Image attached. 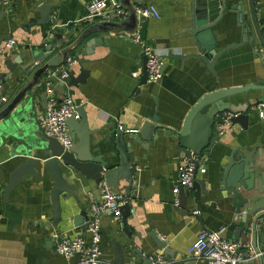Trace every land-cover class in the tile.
<instances>
[{"label":"crops","instance_id":"0c3cea01","mask_svg":"<svg viewBox=\"0 0 264 264\" xmlns=\"http://www.w3.org/2000/svg\"><path fill=\"white\" fill-rule=\"evenodd\" d=\"M90 1L8 0L0 6V11L6 13L0 22V37H13L18 41L15 50L0 56V75L8 72L6 61L20 54H28V49L38 47L45 39L53 40V31H62L70 22L82 24L85 28L101 20L86 19V6ZM193 1L129 0L135 10L142 4H152L159 12L158 18H145L137 14L135 28L140 32L141 40L149 43L163 57L162 77L156 83H142L140 80L142 69L138 64L142 50L133 42L132 34L135 30L95 33L92 36L103 37L102 44L93 46L87 55L75 56L78 49L69 53V56L76 59L70 75L79 76L82 70L88 74L85 81L76 86L65 82L63 95H69L75 101H85L88 128L94 130L90 135V150L94 155L104 154L108 158L109 153L114 152L112 163L118 164L119 156L112 138L118 127L128 134L131 132L129 130L137 131L143 120L156 115L161 126L180 130L188 111L203 94L256 83L258 78L264 77V46L256 34L248 6L245 22L251 27L248 34L253 40L224 53L214 66V74L200 59L182 60L173 57L192 51L190 35L186 29L190 23ZM254 1L256 20L264 40V0ZM43 2L52 4L48 23H41V15L36 11ZM226 16L214 26L219 48L239 41L235 15L230 14L229 18ZM232 27L234 33H231ZM58 50L43 61H35L32 71ZM36 52H40V49ZM133 72L137 73L135 77L132 76ZM45 74H42L40 80L45 78ZM0 82L3 85L7 83L3 79ZM46 92V86L39 85L32 97L28 93L0 119V264H67V260L54 250V234L61 233L69 237L81 235L86 240L90 238L87 230L84 233L73 225V217L81 210H86L91 216L90 205L99 200L100 183L95 184L75 172L72 181L78 200L66 193L60 196L62 219L57 226L51 224V181L43 183L32 176H24L8 198H4L10 171L29 156V147L41 136L37 122L45 110L43 94ZM5 93L8 100L1 102L0 108L13 95L11 88H6ZM54 95L57 98L63 96L56 91ZM48 97L47 94L46 103ZM263 98L264 91L249 90L225 99L243 104L241 110L244 109L250 117L245 126L233 124L231 129L220 136L222 144H215L205 156L203 165L206 171L198 175V178L203 179L208 188L220 176L218 158L222 152L228 154L229 147L240 145L247 148L255 144L264 145V120L255 109L257 100ZM125 140L128 141L127 138ZM180 155L182 153L178 150L177 140L171 136H160L147 149L133 145V149L127 152L133 177L132 193L126 195L124 188L127 184L123 179H119L116 186L110 187L112 191L121 192L128 198L132 209L125 223L133 231L134 243L144 257L150 259L161 254L167 264H206L203 258L188 254V250L202 230L223 229L224 238L233 240L230 237L232 231L228 227L233 222L234 208L230 198L222 199L218 195L204 197L205 203L194 210L189 209L187 213L180 207L179 201L176 205L172 188L178 177ZM196 210L198 214H194ZM122 227L121 216L119 220L109 214L100 216L101 264L112 262L114 241L121 245L128 243ZM146 228L153 229L167 243L173 252L172 256L156 248L147 236ZM242 249L240 253L246 259L242 264H257L258 255L251 251L248 257L246 249ZM259 253L264 254L263 251ZM129 260L135 264H149L140 258L134 260L132 256Z\"/></svg>","mask_w":264,"mask_h":264},{"label":"water","instance_id":"95a60500","mask_svg":"<svg viewBox=\"0 0 264 264\" xmlns=\"http://www.w3.org/2000/svg\"><path fill=\"white\" fill-rule=\"evenodd\" d=\"M120 1L128 11L126 18L119 21L97 20L85 28L82 27V24L76 25L70 22L64 26L62 31L51 33L53 40L45 39L38 47L28 49V54H20L17 58L6 61L8 72L4 75L1 74L0 79L7 81L4 83V88H11L13 95L10 101L0 108V119L28 93H31L29 97H32V93L39 85H45L47 90L48 85L45 78L40 80V77L48 69L59 66L73 49H78L75 51V56H83L89 54L93 46L103 43V37L92 36L93 34L121 30L133 32L137 24L136 10L131 6L129 0ZM51 6V3L43 2L36 8V11L41 15V23L49 22ZM247 6L256 34L264 46V40L256 20L254 0H194L190 23L186 29L190 35L192 51L173 57L182 60L186 58L200 59L214 74V66L224 53L253 40V37L248 34L251 27L245 22ZM5 14L4 11H0V22ZM230 14L235 15V27L238 28L239 41L230 42L219 48L214 26L225 16L229 18ZM233 28H231V33L234 31ZM37 49H40V52H36ZM57 49L59 50L52 57L32 71L35 61L45 60ZM145 62L146 57L141 52L138 66L142 69L140 76L142 83L147 80ZM87 74L86 70H82L79 76L69 75L66 82L68 85L76 86L79 82L85 81ZM64 84L65 82L58 81L53 85V88L58 94L63 95L65 93ZM249 90L264 91V77L258 78L256 83L218 89L203 94L188 111L180 130L161 126L156 115L143 120L137 131H131L128 134L118 127L112 135L119 156L118 164L112 163V159L115 157L114 152H110L109 157L105 158L104 154L94 155L90 150V135L94 130L88 128L85 104L77 106L66 120L72 139V144L68 149H64L55 138L47 136L38 121L41 136L36 139L33 146L29 147V156L10 171L4 188V198H8L24 176H32L43 183L51 181L53 184L50 191L53 212L51 224L57 226L62 219L60 196L66 193L78 200L72 181L75 179V172L87 180H92L95 184L104 181L112 187L118 184L119 179H123L127 184L124 189L128 196L132 193L133 177L127 152L133 149V145L147 149L149 144L160 136L166 138L171 136L177 140L180 153L189 154L192 151L207 156L215 144H222L216 129V125L222 121V113L225 111L237 113V116L232 118V123L247 125L250 114L244 112V109L241 110L243 104H235L225 99ZM46 95L47 92L43 94L45 107ZM60 101L61 98H58V102ZM126 138L128 141L125 140ZM221 154L218 158L221 171L217 184L213 183L208 188L203 179L197 178L190 188L179 187V205L187 213L189 209L194 210L195 207L205 203L204 197L218 195L222 196V199L230 198V203L234 208L233 222L228 227V230L232 231L230 237L244 245L242 248L246 249L248 257L251 255V251L254 253L264 252V145L255 144L250 148L242 145L229 147L228 154L223 152ZM131 209L129 204L122 206V229L127 236L128 243L121 245L118 241L113 242L114 258L110 264H135L129 260L131 256L134 260L140 258L150 264V259L144 257L141 250L136 247L134 236L131 233L133 231L126 226L125 219ZM89 222L90 216L86 210H81L73 217V225L84 233ZM145 232L157 249L163 250L169 256L173 255L167 243L159 238L153 229L146 228ZM136 233L134 231L135 235ZM137 238L141 240L140 236ZM242 248L239 249V252L243 250ZM257 264H264V254L257 256Z\"/></svg>","mask_w":264,"mask_h":264},{"label":"built area","instance_id":"2783aa9c","mask_svg":"<svg viewBox=\"0 0 264 264\" xmlns=\"http://www.w3.org/2000/svg\"><path fill=\"white\" fill-rule=\"evenodd\" d=\"M8 0H0V6L6 4ZM86 19L99 18L107 20L109 18H125L128 14L126 7L120 0H91L87 6ZM137 14L145 18H158L159 12L152 4H142L136 9ZM133 42L138 44L146 57L145 70L147 82L156 83L162 77L163 57L149 43L141 40L138 30L132 34ZM18 46V41L13 37H0V56L12 52ZM76 59L67 56L63 62L56 67L48 69L45 73L46 84L48 85V101L44 112L39 117V123L47 136L55 138L64 149H68L72 144L66 120L72 115L77 106L85 104L83 100L75 101L69 95H63L61 101L54 95L53 85L58 82H66L71 66ZM57 73V75H56ZM137 73L133 72L132 76ZM8 100L4 85L0 82V102ZM255 109L259 117L264 120V98L257 100ZM237 113L225 111L222 114L221 123L216 125L219 136L225 134L232 128V118ZM136 131V130H129ZM181 154V153H180ZM204 155L190 152L180 155L177 165V181L172 188L173 200L178 205L179 187L190 188L198 175L204 174L206 168L203 165ZM198 164V165H197ZM128 204V198L121 192L112 191L110 185L101 182L99 185V200L90 205L91 216L87 226V232L90 235L89 240L83 236L77 235L69 237L61 233L54 234V250L67 260V264H101V255L99 250L100 242V216L109 214L115 220H119L122 213V206ZM199 211H194L198 214ZM223 229L220 230H202L197 239L191 244L188 254L197 255L206 261V264H242L245 262L244 256L239 249L244 245L240 242L226 239L223 236ZM255 255H261L259 252ZM150 264H167L161 254L150 258Z\"/></svg>","mask_w":264,"mask_h":264}]
</instances>
